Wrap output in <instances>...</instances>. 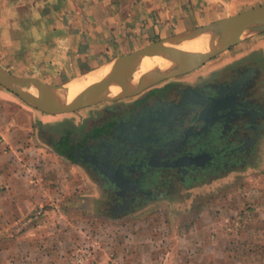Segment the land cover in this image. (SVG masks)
I'll return each instance as SVG.
<instances>
[{
  "label": "crops",
  "instance_id": "1",
  "mask_svg": "<svg viewBox=\"0 0 264 264\" xmlns=\"http://www.w3.org/2000/svg\"><path fill=\"white\" fill-rule=\"evenodd\" d=\"M245 2L0 0V52L2 49L29 50L37 68L39 64L49 62V66H73V74H79L82 67L100 65L118 56L117 50L134 51L142 48L144 42L148 45L160 38L236 14L238 12L234 9ZM261 36L264 38L261 34L256 39ZM235 53L223 55L225 60L217 66L231 61H226L229 57L236 60ZM2 65L22 78L47 83L54 79L21 76L6 64ZM5 99L14 101L12 97H3L0 92V264H68L71 249L84 239V220L79 215L71 219L65 210L79 204L57 202L55 199L61 198L58 197L61 195L59 191L48 185L40 186L41 179L45 178L41 175L43 173L31 171L30 164L23 165L19 155H14L18 142L23 139L21 127H16L18 117L12 115V111L6 113L10 109L5 108L11 104ZM22 166L27 168L22 169ZM27 169L30 170L24 171ZM72 199L78 200L79 195L74 194ZM150 225L134 219L126 233L116 227L111 242L115 252L109 253V259L113 262L115 255L121 258L122 262L116 260L117 264H264L263 228L249 231L255 238L252 246H238L242 237L225 234L220 236L223 237L219 240L220 247L214 241L213 251L203 254L188 251L187 256L177 253L175 245L170 252L163 251L159 245L154 248L157 232L149 234ZM163 237L170 241L171 235L166 233ZM104 254L98 255L99 258L111 264Z\"/></svg>",
  "mask_w": 264,
  "mask_h": 264
},
{
  "label": "flooded vegetation",
  "instance_id": "2",
  "mask_svg": "<svg viewBox=\"0 0 264 264\" xmlns=\"http://www.w3.org/2000/svg\"><path fill=\"white\" fill-rule=\"evenodd\" d=\"M251 61L161 81L134 98L103 105L97 121L57 140L48 137V144L98 177L113 195L114 211L125 204L136 211L163 192L177 194L179 187L257 157L264 144V90L258 83L264 60Z\"/></svg>",
  "mask_w": 264,
  "mask_h": 264
},
{
  "label": "rangeland",
  "instance_id": "3",
  "mask_svg": "<svg viewBox=\"0 0 264 264\" xmlns=\"http://www.w3.org/2000/svg\"><path fill=\"white\" fill-rule=\"evenodd\" d=\"M263 4L264 0H246L243 6L238 7V9L235 8L234 11L241 12ZM261 34L264 36V33ZM261 34L232 45L226 51L211 58L203 66L189 74L187 73L188 75L183 78L193 79L197 75H209L210 71L215 67L217 68V65L221 63L223 55L233 52L239 51V55L235 53L238 62L251 60L262 62L264 60V38L261 36V38H257L258 40L256 39ZM142 44H144L142 47L146 46L145 42ZM132 51L117 50L116 52L121 55L123 52ZM1 52L0 62L6 64L9 69L12 68L21 76L54 78L48 82L52 84L66 82L99 66L82 67L81 73L73 74V66L65 67L57 64L49 66V62L45 65L38 62V68L35 67L32 63L34 61L33 56L29 50L8 51L2 49ZM230 59L231 61L235 60L233 57H229L226 61ZM262 64L264 66V61ZM262 69L264 70V67ZM261 75L264 77L263 72ZM262 77L259 79L261 82L258 83L261 85L260 88L264 90ZM0 92L3 97L14 99L13 102H10L11 99H5L8 104H11V107L5 109H10L6 113L12 111L11 114L18 117L16 127H21V129L19 128L23 139L21 143H25L18 142L17 146L19 147L15 149L14 155H19L23 165L30 164L31 171L43 173L41 175L45 178L41 179L40 186L46 187L48 185L47 187L59 191L61 195L58 197L61 198L55 199L57 202H77L79 204L76 208L68 207L65 210V214L67 213L71 219H76L79 215L80 219L84 220V239L71 249L67 259L68 264H107L102 257L99 258L98 256L104 253H106L104 255H107L111 264H117V261L121 263L122 259H118L116 255L117 261L115 259L113 262L110 260L111 254L109 253L115 252L111 243L113 231L117 227L126 233L130 227L129 224L134 219L145 223V225L151 224L149 234L153 235L156 230L157 243L153 242L154 248L160 247V249L163 248V251L168 250L170 252L175 245L177 253L180 252L187 256L189 255L188 251L199 252L198 254L206 253L209 250L213 251L214 241L220 247L219 240L223 239L220 236L225 234L242 237L238 246H252L255 238L249 234L251 233L249 231L256 227L264 229V144L260 146L257 157L250 161L251 163L244 162V165L236 170L221 171L215 177H207L190 187H179L177 194L169 195L163 192L156 200L144 204L136 211H127L128 204L120 207L118 211H114L111 205L113 195L105 192L104 188L100 186L98 177L89 173L90 171H85L79 163L70 161V159L57 153L48 144V137L57 140L64 132H72V129L81 131L89 122L92 123V121H97L100 116H104L105 109L100 110V112H97L96 109H100L108 103L134 98L141 92L125 98L100 101L62 114H49L35 109L2 86H0ZM13 144L11 145L13 146ZM24 168L27 167L22 166V169ZM28 170L30 169L24 171ZM74 194L79 195L78 200L72 199ZM124 211L126 213H122ZM245 222L246 224H244ZM166 233L171 235L170 238L168 237L170 241L166 240L165 236L163 237ZM79 244H95L96 260L94 262L77 263L74 261L72 255ZM157 245L159 246L157 247ZM177 262L180 261L177 259Z\"/></svg>",
  "mask_w": 264,
  "mask_h": 264
},
{
  "label": "water",
  "instance_id": "4",
  "mask_svg": "<svg viewBox=\"0 0 264 264\" xmlns=\"http://www.w3.org/2000/svg\"><path fill=\"white\" fill-rule=\"evenodd\" d=\"M257 26L256 30L244 37L231 42L224 49H218L217 42L230 38L233 34ZM264 33V4L248 8L233 15H228L211 23L200 25L161 38L140 49L127 54L118 55L99 66L79 74L70 80L52 84L33 78H22L0 63V86L17 95L29 106L49 114H62L78 110L100 101L114 100L133 96L147 88L167 79L190 73L203 66L216 55L226 51L232 45L249 37ZM226 38V39H225ZM207 41L209 50L206 54H198L196 50L177 48V56L166 68L148 70L138 75L142 60L161 54L164 50L193 41ZM109 66L106 78L118 81L131 88V93L122 97L101 98L97 95V86L103 82L97 81L90 87L72 92L71 86L77 82L97 76L103 68ZM55 103L53 106L52 104Z\"/></svg>",
  "mask_w": 264,
  "mask_h": 264
},
{
  "label": "bare ground",
  "instance_id": "5",
  "mask_svg": "<svg viewBox=\"0 0 264 264\" xmlns=\"http://www.w3.org/2000/svg\"><path fill=\"white\" fill-rule=\"evenodd\" d=\"M257 26L252 25V27H249L242 32H239L237 34H233L230 36V38H225L223 41L217 42L218 49H224L227 47L231 42L247 36L251 33H253L256 30ZM177 48H185L189 50H196L198 54H206L209 50L208 42L207 41H193L189 43H184L182 45H174V47H170V49L164 50L161 54L155 55L153 57L147 56L145 57L138 70L137 76H135L136 79H138V75L140 73H143L148 70L153 69H159V68H166L169 65H171V62L176 58L177 56ZM109 66L105 67L100 71L97 76H91L88 77L87 80L77 82L71 86L72 92H75L78 89L90 87L97 81L103 82L100 83V85L97 86V95L101 96V98H115V97H122L126 96L129 93H131V88L119 83L118 81L112 80L110 78H106V72L109 70ZM53 106L55 103L52 104Z\"/></svg>",
  "mask_w": 264,
  "mask_h": 264
},
{
  "label": "built area",
  "instance_id": "6",
  "mask_svg": "<svg viewBox=\"0 0 264 264\" xmlns=\"http://www.w3.org/2000/svg\"><path fill=\"white\" fill-rule=\"evenodd\" d=\"M92 245V246H91ZM96 246L95 244H79L74 252L73 258L77 263H84L89 261H95ZM94 264V263H93Z\"/></svg>",
  "mask_w": 264,
  "mask_h": 264
}]
</instances>
